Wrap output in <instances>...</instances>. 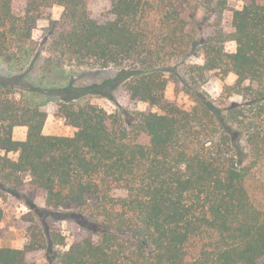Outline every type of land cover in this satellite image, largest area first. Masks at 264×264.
<instances>
[{
    "label": "trees",
    "instance_id": "16d2710c",
    "mask_svg": "<svg viewBox=\"0 0 264 264\" xmlns=\"http://www.w3.org/2000/svg\"><path fill=\"white\" fill-rule=\"evenodd\" d=\"M54 5L59 20L47 16ZM227 9L228 0H0L2 63L41 57L42 75L115 68L111 88L161 111L108 114L75 105L85 90L69 87L57 93L73 135H44L41 104L0 94V189L14 192L27 175L45 207L82 232L48 250L50 264H264V208L247 189L264 162V0L233 10L230 32ZM211 72L236 77L219 100L205 90ZM169 83L190 110L165 101ZM17 126L24 141L13 139ZM34 248L1 247L0 264H34Z\"/></svg>",
    "mask_w": 264,
    "mask_h": 264
},
{
    "label": "rangeland",
    "instance_id": "374dc122",
    "mask_svg": "<svg viewBox=\"0 0 264 264\" xmlns=\"http://www.w3.org/2000/svg\"><path fill=\"white\" fill-rule=\"evenodd\" d=\"M251 1L260 2L261 0H228V9L224 12L221 22L225 32L231 31L232 11L240 10ZM101 7L102 5L99 4L95 10L96 17L101 12ZM62 12V7L54 5L47 12V16L51 20H59ZM200 16H204V12H201ZM48 23L47 19H41L37 23L34 31L36 40ZM225 48L231 53L235 51L236 46L235 43L229 42ZM195 62L202 61L197 58ZM41 65V57L21 66H8L0 61V94L8 96L20 106L27 103L41 104V108L48 115L44 129L52 135L68 137L75 131L61 117L60 105L64 103L62 98L66 95L63 92L57 93L69 87L85 90L78 98L73 99L72 102L75 105L89 103L102 108L108 114L119 112L120 109L161 112L158 107L132 101L122 85L111 88L117 75L115 68L64 67L42 75ZM235 80L236 77L233 74L220 78L217 72H211L207 75L205 90L212 99L219 100L224 95L225 88L233 85ZM164 97L167 103L181 109L190 110L193 107L189 97L175 92L171 83L167 85ZM239 101L240 98L237 96L229 99V102ZM14 129L16 134H13V138L16 139L22 137L20 132L27 133V128L24 126H17ZM8 157L16 160L18 154L9 153ZM20 180L21 184L15 188L14 192L0 189V207L3 211L0 222L2 232L0 248L23 249L31 243L35 248L28 254V259L34 264H50L48 250L53 252L67 250L82 232L76 225L61 220L56 211L45 207L44 193L29 184L30 179L27 175L20 176ZM247 189L256 207L264 208V162L248 178ZM57 237L64 239L63 245L55 244Z\"/></svg>",
    "mask_w": 264,
    "mask_h": 264
},
{
    "label": "crops",
    "instance_id": "0c3cea01",
    "mask_svg": "<svg viewBox=\"0 0 264 264\" xmlns=\"http://www.w3.org/2000/svg\"><path fill=\"white\" fill-rule=\"evenodd\" d=\"M13 134H16V131H15V129H13ZM43 134L44 135H52L51 133H48V132H46L45 131V129L43 128ZM20 135L22 136V137H20V138H13L14 140H16V141H24L25 140V138H26V132H20Z\"/></svg>",
    "mask_w": 264,
    "mask_h": 264
}]
</instances>
